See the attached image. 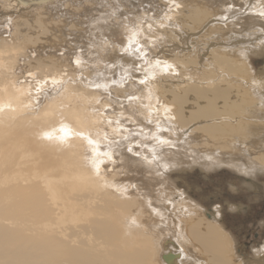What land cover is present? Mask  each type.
<instances>
[{
	"label": "bare ground",
	"instance_id": "6f19581e",
	"mask_svg": "<svg viewBox=\"0 0 264 264\" xmlns=\"http://www.w3.org/2000/svg\"><path fill=\"white\" fill-rule=\"evenodd\" d=\"M105 1L0 0V264H264V246L254 249L257 260L236 256L216 223L220 215L203 213L168 180L172 171L193 167L202 173L229 166L250 183L264 172V73L254 76L250 56L231 40L210 50L202 72L189 52L156 61L151 69L173 80L169 86L157 75L151 82L146 66L125 71L126 58L144 56L157 41L177 48L178 33L213 25L223 7L208 9L218 0H166L162 16L124 29L121 52L108 34L92 39L94 21L113 9L100 10ZM246 5L258 9L264 0ZM133 8L121 4L117 26L120 17L135 15ZM235 21L223 28L227 39L246 41V30L253 38L264 33V25L255 27L248 17ZM104 51L97 62L95 52ZM252 54L264 59L260 48ZM94 59L105 62V70L91 64ZM190 64L193 82L186 77ZM164 65L171 66L165 74ZM149 94L154 105L143 106ZM115 101L121 108L122 102L141 104L143 122L124 120ZM62 128L72 136L65 139ZM162 234L170 237L161 249L179 250L158 255Z\"/></svg>",
	"mask_w": 264,
	"mask_h": 264
},
{
	"label": "rangeland",
	"instance_id": "374dc122",
	"mask_svg": "<svg viewBox=\"0 0 264 264\" xmlns=\"http://www.w3.org/2000/svg\"><path fill=\"white\" fill-rule=\"evenodd\" d=\"M103 1H105V0H103ZM113 1L114 0H111L112 6H110V4H108L109 1H107V0L105 1L106 3H101L102 7L104 5H106V6H104L100 10L106 9V7L111 8V9L113 8V9L109 13L108 17L107 16L105 17L103 15L101 19H96L94 21L95 25L92 24V26H94L93 29H94L95 34H93L92 39L96 42H99V40L102 39L101 33H104L103 35L108 34L109 37H111V39L115 45L114 47L121 48V49L124 46L125 38H126L124 35L125 34L124 29L125 28H127V27L132 28V26H133V28L139 27V26L140 27L147 26L148 25L147 23L151 22V21H148L149 19L150 20L155 19L157 16L160 17L163 15L162 14V7L166 6V2H164L166 0H161V2H160V0H142L141 1L142 4L140 6L139 5L133 6L135 1L132 2V0H126V1L125 0L124 1L123 0L122 1L121 0H115L114 2ZM214 1H217V0H214ZM257 1L260 2V0H257ZM232 2H235V3H232ZM246 2H248V0H244V1L243 0H224V1L218 0L217 2H213V4L217 3L216 5L214 4V6H212L213 4L207 5L208 9H210V10H212L214 8L213 11H215V10L219 11L220 7L218 8V6L220 4H222V7H223V9L221 8V10L223 11V14L221 15L222 20L219 18L221 21L218 18L217 19L215 18L213 21L214 22L213 25L206 24L207 26H205L204 28H200L201 31H199V28H198L197 30L194 29V30H190L188 32H183V35L181 33H178L179 39L180 40L183 39V41L179 40L180 43H178V40H174V42H172V43H176V45H178L177 48H175V49L172 48L171 42H162V43L160 42L159 43L157 41V42H155V45L158 47L154 50L153 49V48H155L154 47L155 45H153L154 42H153V44L151 43L150 45H152L153 47L151 48L148 46L149 51L146 48L145 49L147 51L146 50L145 51L147 52V54H150L148 52L152 51V53L154 55L151 53L149 56L148 55L146 56V52L142 50L143 52L141 54H143L144 56L147 57L146 60H144L145 59L144 58L143 59L144 61H142V62H140V58H138V56H136V58H138V59L127 56L128 58H126L125 60L128 62H125L126 65L123 64L124 70L129 72L130 70H133L132 68L139 67V65L146 66L147 69H145V67H144V70H148V68H149V70H152L151 68L153 66H156V63H155L156 61L163 63L162 60L164 57H166V59L168 60L169 58L173 59L174 57H176L175 55H178L179 58L182 59L183 57L185 58L186 55L188 56V52H189V56L191 57V59L195 58V60L198 62V64H200L199 69L202 72L203 71L202 69L204 68L203 64H205V61L208 58L207 55L209 56L208 53L210 52V50H212L215 47H221L220 45H223L227 41H229V43H230V40H231V42H232L231 46L232 47L233 46L234 47L239 46V47H241L240 52L245 53V51H246L245 55L247 54V56L248 55L250 56L248 58V60H250L249 61L250 62V64H249L250 68L253 69L252 71H255V72H253V74H255L254 76L259 77L260 74L264 73V69H263V67H264L263 62L264 61H262L263 57L254 55V54H252V52H255V50L259 51V48H260L261 52L264 51V45H263L264 42H261V41H264V39H263L264 33L261 34V37H254L253 38V37H251L253 30H251V31L246 30L247 34H246V36H244L246 38V41H244L243 39L241 41L238 40L239 37L235 36V35H233V39H229V38L227 39L226 37H224V36H227V33H226V31H223L224 30L223 28H226V25L229 24V22H228L229 20H233V21L236 20L237 21V19H239V18L243 19V17L244 18L248 17L252 21V25H255V27H259L260 25H264L263 18H261L259 16L256 17L255 15H252L249 12V10L251 8H254V5L246 7L247 6ZM120 3L121 4L125 3L127 6L134 7L133 9H136V11L139 12V14L136 12L135 15L129 14V15H131L130 17L128 15L125 17H120L121 24L119 23V25L117 26L114 15L118 13L117 10H119L121 7ZM224 3H226V4H224ZM227 3H229V5H227ZM107 4H108V6H107ZM116 5H117V7H116ZM162 5H164V6H162ZM34 6L35 7H33L32 9H35L37 7L36 4H34ZM229 6H230V8H229ZM235 6H237V7L235 8ZM147 7H149V8H147ZM211 7H212V9H211ZM224 8L228 9V11H226ZM115 9H116V11H115ZM229 9H231L233 12L231 10H230L231 11L230 12ZM160 10H161V13H160ZM218 11H216V12H218ZM219 12H221V11H219ZM132 15H133V17H132ZM139 15H141L140 16L141 20L139 19ZM233 15H234V19L233 18L229 19V17L230 16L233 17ZM250 15L254 16V17L252 18V17H250ZM1 17L4 18V16H0V18ZM109 17H110V19H109ZM223 17H224V20H223ZM225 17L228 18V21ZM137 20L139 23L137 22ZM259 20L261 22H259ZM135 21L138 24L135 23ZM239 21H242V20H239ZM134 23H135V26L133 25ZM223 23L225 24V26H223L221 29H219L218 25H223ZM238 23L239 24L241 23V25L243 24V22H238ZM136 24L138 26H136ZM143 24L145 26H143ZM211 26H214V27H211ZM235 29H238V30L241 29L240 25H238V26L236 25ZM207 30H210V32ZM191 31L194 34L191 33ZM109 32L112 36L109 34ZM202 32H204V33H202ZM201 33L203 35H200ZM214 33H218L217 36ZM190 34H191V36H193L194 40L192 37H189ZM220 34L225 39H219L218 36H220ZM99 35H101V37ZM194 35H196V36H194ZM187 37H188V39H187ZM250 37H251V39L252 38L253 39L251 40ZM189 38L190 39L192 38L191 41ZM230 38H232V37H230ZM239 39H241V37ZM200 41H202V42L200 43ZM241 42L242 43L244 42V43L242 44ZM257 42L260 43V45L257 44ZM118 46H120V47H118ZM196 49H198V51ZM176 50L179 52H177ZM248 50H249V52H248ZM122 51H123V49L121 50V52ZM201 51H202V53H200ZM105 53H106L105 51L102 53L99 52V54H98V52H95V55L89 54V53H88V55H94V58H97V62H98L99 59H101ZM190 53H191V55H190ZM169 54H170V56L174 55V57H170ZM203 56H204V58H203ZM148 57H150V60ZM134 59H135V61H134ZM129 61H130V63H129ZM93 62L97 63L95 59L93 61H91V64H93ZM119 62L120 61H118L117 64L119 66H121L122 64L120 65ZM152 62H154V64H152ZM104 63L100 64L101 66L98 65L99 63H97V66L99 68H101L102 70H105L104 65H103ZM188 67L191 70L188 69V71L186 72V77L190 78V81L193 82L197 79L196 76H194L195 75V73L193 71L194 66H193V64H190V66H188ZM117 71H119V70H117ZM117 71H115L116 74H117ZM200 71L197 72L196 74H198V73L200 74ZM119 72H121V71H119ZM152 72H154V73H152ZM152 72L148 71V73H150L149 79L151 82H153L154 76L157 75V72L155 70H152ZM189 72H190V74H189ZM165 73L166 72H163V74H165ZM159 74L160 73H158V75L156 77L159 78V80L161 81V84H162V82L164 84L165 83L164 81H166V82L168 81V84L165 83L164 85L169 86L170 83L173 81L171 79L169 80V77L165 78L162 74H160V76H159ZM177 76H178V74H177ZM263 76H264V74H263ZM263 76H261V77H263ZM148 88L149 87H146L145 90H148ZM141 92L146 93V91H141ZM144 97H148L149 101H146L145 103H143L142 104L143 106H144V104L146 105L148 102H149V104L154 105V103H152V101H150L151 100L150 94L145 95ZM115 102H117L116 107H118L121 110L123 109L121 113H123V114L125 113L126 115L125 114L124 115L127 116V117H125L123 114H121V115H123V117L121 119H124V117H125L124 120H126L127 122L130 121L129 123L136 121V123L140 124V121L143 122L141 117H139V116H141L140 115L141 110L139 111L137 109V107H140L141 104L136 103L133 108H126V105H124V102H122L123 107L121 108L120 105L118 104V101H115ZM154 109H155V107H154ZM151 110L153 111L152 108L148 109L147 110L148 113L152 112ZM130 116L132 118L129 120ZM154 127H155V125H154ZM179 141H177V142H179ZM187 150H189V149H187ZM187 150L185 152L186 154L189 152ZM196 168L193 167L192 169H190L188 171H180L183 173H180L179 171L177 173H175L172 171L171 172L172 175L168 174L169 177L171 176L172 178H170L168 180H169V182H173L174 184H177L178 189H180L187 197H190L195 203L199 204V208L202 210L203 213H205L207 215L211 211L210 212L211 214H212V212H214V215H216V213L220 215L218 218V221H216V223L221 225V227H223L224 230H226L228 232V236L230 237L231 243L234 246L233 249H234L235 253L234 252L233 253L236 254V249L238 252L240 251V253L237 252L236 256L237 255L241 256V258H243V260L244 259L250 260V261L257 260V256H256L257 251H255V250H257L260 246H264V245H262V244H264V172H262V173L259 172L258 174H256L257 176L254 175V177L252 179L250 178L252 180L250 183L247 181L248 179L245 178L244 175L240 174V172L237 171L236 168L233 169V168H230L229 166H222L221 168H219L217 170L211 171L212 173L210 171H206L204 169H203L204 172L201 173V171L199 170L200 168L199 167H196ZM190 172H191V174H190ZM249 185H251V187ZM221 206L223 208H221ZM170 214H171V218H173L174 213L170 212ZM215 217L216 216H213L212 218H215ZM203 218H205V216H203ZM207 218H205V219L207 220ZM168 237H170V235L164 236L162 234V236L159 238L158 243H157V247L159 246L158 255L161 252L167 253L168 251L174 252L175 250L176 251L179 250V248H177V249L174 248V250L173 249L169 250V248L161 249V245H159V244H161L164 239H169ZM158 259H160L159 261L161 263H165L164 261H162L161 258H158Z\"/></svg>",
	"mask_w": 264,
	"mask_h": 264
},
{
	"label": "snow or ice",
	"instance_id": "6c2138e0",
	"mask_svg": "<svg viewBox=\"0 0 264 264\" xmlns=\"http://www.w3.org/2000/svg\"><path fill=\"white\" fill-rule=\"evenodd\" d=\"M175 6H176V7H179V5H175ZM229 10H231V9H229ZM249 11H250V13L253 14V15H256V16H259V17H261V18H264V5H262V6H261L260 8H258V9H257V8H251ZM225 18H227V17H225ZM130 47H134V50H135L137 53H140V52H141V48L137 46V43H136L135 40H131ZM140 58H141V59H144V56H141ZM157 64H159V61H157ZM170 67H171L170 65H164V71L167 72V71L169 70ZM140 83H141V84H144V83H146V81H145L144 79H141V80H140ZM96 87H100V85H96ZM129 99L132 100V99H136V98H135V97H129ZM61 131L64 133V138H65V139H68V138H70V137L72 136L71 131H70L69 129H67V128H62ZM81 136H82V134H81ZM82 138H84V137L82 136ZM87 142H88L89 144H92V143H93V141H92L91 139H88ZM157 142H158L159 144H161V145H165V144L168 143V142H167L166 140H164V139H158ZM128 150H129V152L132 151L131 148H129Z\"/></svg>",
	"mask_w": 264,
	"mask_h": 264
}]
</instances>
